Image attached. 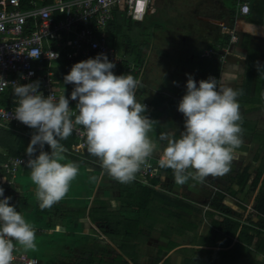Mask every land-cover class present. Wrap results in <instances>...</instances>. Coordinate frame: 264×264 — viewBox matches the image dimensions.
<instances>
[{
    "label": "clouds",
    "instance_id": "obj_1",
    "mask_svg": "<svg viewBox=\"0 0 264 264\" xmlns=\"http://www.w3.org/2000/svg\"><path fill=\"white\" fill-rule=\"evenodd\" d=\"M115 67L103 53L74 64L63 78L64 84L73 85L70 97L63 94L55 102L52 95L38 91L39 81L14 83V119L33 130L26 166L41 209L62 200L78 175L75 162H61L66 149L60 141L72 134L74 125L83 129L88 154L120 184L132 183L154 154H159L160 168L172 170L179 186L189 180L203 184L231 170L243 144L238 103L242 92L231 86L232 73L221 71L219 79L210 76L198 83L186 74V93L177 107L184 117L183 131L178 137L168 131L153 139L157 122L136 100L140 82L130 74L115 75ZM70 100L76 102L75 109ZM45 145L50 152L44 151ZM0 197V264H12L17 244L26 251L36 247V233L2 187ZM111 205L116 207L115 199Z\"/></svg>",
    "mask_w": 264,
    "mask_h": 264
},
{
    "label": "crops",
    "instance_id": "obj_2",
    "mask_svg": "<svg viewBox=\"0 0 264 264\" xmlns=\"http://www.w3.org/2000/svg\"><path fill=\"white\" fill-rule=\"evenodd\" d=\"M168 1L162 0L161 4V1L155 0L145 20L133 23L142 28L151 17L159 18L156 14H166ZM201 1L210 3L206 5L207 10L203 13L195 10L187 14L185 11L179 14L180 18L172 21L170 26L157 20V31L170 38L169 42L164 41L161 46L163 50H171V52L162 53L160 56L153 55L157 43L150 40V43H146L145 40L141 43L134 41L132 43L133 49L139 45L145 46V58L142 60V63H146L145 74L136 92V100L141 104H147L145 115L157 122L156 132L151 134L153 139L160 133L168 131H174L178 137L179 132L183 131L184 117L177 111V107L186 93V74L191 75L198 83L204 80L205 74L208 76L216 74L219 79L221 71L230 72L235 77L231 86L242 92L238 97L240 108H243V98H249L247 101L254 103L247 110L243 108L245 114L249 118L250 115L254 117L262 107L264 108V0H249L250 13L244 16L240 15L239 6L245 0H229L231 6L228 0ZM233 29L238 32L239 39L231 45L232 54L224 62L219 58L202 57L203 52L210 47L222 43L228 45L229 32ZM177 37L179 42H175ZM173 82H177L176 85ZM253 117L247 120L255 123L257 119ZM241 126L243 134L246 133V129H257L256 132H260L258 129L262 128L257 123L252 128L245 120L241 121ZM13 131L21 137L18 150L21 153L26 152L30 140L23 136L21 129H13ZM251 137H254L253 134ZM242 146L237 149V158L246 152ZM5 154H8V149L2 146L0 155L5 156ZM154 155L159 156V154ZM63 156L65 159L61 162H75L79 172L76 179L71 182L65 197L48 208L46 214H38L39 205L35 198V185L30 180L29 168L17 176L12 191L27 203V207L19 206L16 210L33 226L36 233L34 249L26 251L18 244L17 247L40 259L41 264H57L55 262L58 255L54 247L69 245L74 235L88 236L87 239L91 236L88 235L87 230L95 228L96 224L99 226L101 222V218L96 221L92 219V209L102 207L101 202H104L108 210L112 211L110 202L113 199L118 203L121 201L119 196L113 197L116 188L120 195L118 182L105 173L99 161L88 154L87 148L79 154L66 150ZM252 176L255 177L256 173H252ZM170 182L173 183L172 190L180 188L175 184L173 176L168 177L166 181L167 184ZM158 187L160 190H167L165 183L159 184ZM116 209L113 211H118L120 208ZM100 234L104 240L107 239L103 232Z\"/></svg>",
    "mask_w": 264,
    "mask_h": 264
},
{
    "label": "built area",
    "instance_id": "obj_3",
    "mask_svg": "<svg viewBox=\"0 0 264 264\" xmlns=\"http://www.w3.org/2000/svg\"><path fill=\"white\" fill-rule=\"evenodd\" d=\"M154 1L54 0L50 4L31 2L27 8L22 6L20 0L1 2L0 128L21 129L23 136L31 139L33 130L14 119L17 106L13 95L14 83L23 85L39 81L38 91L45 97L52 95L54 102L63 94L70 97L67 87L55 77V69L66 60L73 63L79 58L88 59L103 53L116 65L114 72L122 70V74L132 75L141 84L146 63L138 64L114 47L110 42L109 28L115 21L117 12H124L127 18L134 21H144ZM239 13L242 16L250 13L249 0L240 3ZM229 33L228 45L208 48L202 57L219 58L224 62L232 54L231 45L239 39L236 30ZM74 103L75 101L70 100V108L75 109ZM82 131L81 126L74 125L76 142L71 149L74 153L79 154L86 149ZM1 148L0 140V150ZM49 150L45 145L44 151ZM5 156L6 160L0 162V187L4 189V196L9 197L17 176L28 168V158L25 152L17 156ZM158 160L159 156L150 157L137 173L135 181L148 186L153 185L154 179H158L160 184L166 182L173 172L171 169L160 168ZM10 204L14 205L12 199ZM13 256L12 264H41L40 259L22 251L17 245Z\"/></svg>",
    "mask_w": 264,
    "mask_h": 264
},
{
    "label": "rangeland",
    "instance_id": "obj_4",
    "mask_svg": "<svg viewBox=\"0 0 264 264\" xmlns=\"http://www.w3.org/2000/svg\"><path fill=\"white\" fill-rule=\"evenodd\" d=\"M159 2L162 4V0H159ZM228 2L231 6V1L228 0ZM209 4L201 0H169L166 3V14H156L159 18L151 17L148 19L147 24H143L142 28L134 23L130 25L128 20H125L126 35L121 37L123 44L122 52L125 53L126 51L127 54L131 55L134 50L133 41L141 43L144 40L146 43H150L151 41L157 43L154 46L153 55L160 56L162 53L171 52V50H163L161 46V43L164 41L169 42L170 38L157 31V20L158 22H163L166 26H170L175 19L180 18L178 17L179 14H183L185 11L188 14L190 13L189 11L194 12L195 10L199 11L198 13H203L207 10L206 5ZM149 24L152 25L149 27ZM175 42H179L178 37ZM247 99L249 98H243L242 103L243 108L246 110L254 105V103L251 104ZM243 108H240L242 121H247L248 125L252 128L257 123L258 126L262 127L258 129L260 132H256L257 129H246V133L243 134L244 146H242L246 152L242 153L240 158L236 156L232 162L231 170L226 175L215 178L209 177L203 184L189 180L187 184L179 186L180 188L176 190H172V182L168 184L164 182L167 190L163 191L158 188V196L164 200V202H159L158 205L162 208H166L167 206V208L174 211L177 214V217H175L179 218V221L175 219L170 221L169 224H165L167 222L163 221L157 224L153 230L150 227L144 229L143 239L139 242V264H154L158 258H160L158 264H162L167 258L170 261L169 264H182L184 255L179 250L182 247L194 248L197 251H201L200 249L202 248H209V245L213 244V241H229V238H225L219 230L221 222L224 220L222 213L218 210L222 206L229 208L234 213L240 214L242 220L246 221V218L252 211L258 188H253L252 182L255 177L252 176L249 178L245 190L241 192L236 179L238 174L247 166L250 167L251 174L263 170L264 177V108H261V111L257 113L258 115L255 114L254 117L250 115V118L257 119L255 123L247 120L250 118L245 114ZM251 134L254 137H251ZM169 189L170 191H168ZM100 193L102 194V190ZM222 195H226V197L222 199ZM114 196H119L118 188L115 189ZM119 204L120 202H116V207L113 208L110 202V210H117V207L120 208ZM163 216L165 217L166 214ZM171 227H181L183 232L180 234L171 231L170 234L162 236L164 234L163 230ZM100 231L103 232L100 226L96 224L95 228L92 227V229L87 230L88 235H91L88 239V236L81 237L80 235H74L69 245L55 246L54 248L58 255L55 263L80 264L84 259H93L97 264L102 258L106 264H119L114 261V258L120 253L117 245L108 236L104 240ZM171 241L176 246L172 247L175 249L170 250V248V251H168ZM235 242H237V237L233 240V243ZM218 261L219 258H217Z\"/></svg>",
    "mask_w": 264,
    "mask_h": 264
},
{
    "label": "trees",
    "instance_id": "obj_5",
    "mask_svg": "<svg viewBox=\"0 0 264 264\" xmlns=\"http://www.w3.org/2000/svg\"><path fill=\"white\" fill-rule=\"evenodd\" d=\"M6 0H0V3ZM22 6L27 8L31 2H41L50 4L54 0H20ZM128 20L130 25H133L134 21L127 18L124 12H117L115 21L110 25V42L118 50L122 52L123 44L121 37L125 36V24L124 21ZM141 24V23H138ZM229 38V37H228ZM221 45V44H219ZM226 43H222L225 46ZM218 46V45H217ZM216 46V47H217ZM145 46H137L129 55L125 51L127 57L131 56L138 64L142 63L145 58L144 52ZM215 48V46L210 47ZM97 55H93L91 58H95ZM131 58V59H132ZM89 59V58H88ZM87 59L79 58L73 63L64 61L59 67L55 69V77L61 81V83L67 87V94L70 96L73 85L64 84V76L67 75L71 67ZM115 75H122V70L114 72ZM205 74V73H203ZM217 78L216 74H205L204 80L208 77ZM76 102L74 103V107ZM20 135L13 131V129L0 128V140L2 146L8 149L9 155H21L18 150V144L20 142ZM76 142V136L74 132L66 139L61 140L60 143L67 151H71L73 144ZM6 160V156L0 155V162ZM250 167L247 166L237 176V185L242 192L245 190L249 178L251 177ZM173 176V175H171ZM120 186V209L118 211H109L106 203L101 202L102 207H96L91 211V217L94 221L101 218L99 226L104 234L112 239V242L117 245L120 253L114 258L119 264H139V242L143 239L144 229L150 227L155 229L157 224L161 222H167L169 224L172 220L179 221L177 214L169 208H162L158 204L164 202L161 197L158 196V186L160 184L158 179L152 181V186L144 185L138 181H133L130 184L124 185L118 183ZM253 188H258L254 205L251 213L246 218V221L242 220L240 214L234 213L229 208L222 206L218 209L224 220L220 225V232L223 233L225 238H229V241L222 240L221 242L213 241V244L209 245L207 249H200L197 251L194 248L182 247L180 252L184 255V261L182 264H264V177L263 170L256 172L254 181L252 182ZM161 188V187H160ZM235 191V190H234ZM9 192V191H8ZM236 192V191H235ZM9 197L14 201L16 209L19 206L27 207V203H24L22 198L16 196L14 192H9ZM226 195H222L224 199ZM104 203V204H103ZM47 209L38 208V214L44 215L48 212ZM166 216L162 217V215ZM176 216V217H175ZM180 229V230H178ZM171 231L182 233L181 227L168 228L163 230L162 236L170 234ZM237 237V242L233 243L234 238ZM138 240V241H137ZM171 241L168 251L174 249L176 244ZM171 248V249H170ZM165 249V247H163ZM170 249V250H169ZM217 258L219 261L217 262ZM260 259V260H259ZM160 258L156 260L154 264H158ZM169 259H165L162 264H169ZM80 264H96L93 259H87L80 262ZM97 264H106L101 258Z\"/></svg>",
    "mask_w": 264,
    "mask_h": 264
}]
</instances>
